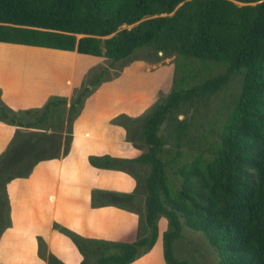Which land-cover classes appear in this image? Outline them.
<instances>
[{
    "label": "trees",
    "instance_id": "16d2710c",
    "mask_svg": "<svg viewBox=\"0 0 264 264\" xmlns=\"http://www.w3.org/2000/svg\"><path fill=\"white\" fill-rule=\"evenodd\" d=\"M20 44L123 65L138 52L146 61L174 55L166 94L138 116L111 120L140 154L88 156L90 165L135 180L131 193L108 192L102 201L91 194L92 206L137 215L135 239L84 238L54 223L82 256L78 264H129L154 244L160 217L165 264H191L173 254L182 226L203 234L215 264H264V0H0V45ZM103 72L85 78L67 109L58 96L19 112L0 101V121L16 127L0 153V232L10 224L5 184L67 153L71 123ZM234 80L238 89L210 149H183L189 123L177 115ZM167 121H174L172 147L161 133ZM36 239L46 264H64Z\"/></svg>",
    "mask_w": 264,
    "mask_h": 264
},
{
    "label": "crops",
    "instance_id": "0c3cea01",
    "mask_svg": "<svg viewBox=\"0 0 264 264\" xmlns=\"http://www.w3.org/2000/svg\"><path fill=\"white\" fill-rule=\"evenodd\" d=\"M37 48L46 49L49 59L0 56V99L15 112L40 108L52 96L63 97L67 109L85 70L105 61L74 50ZM172 70L173 65L155 66L138 60L101 81L71 123L67 153L40 160L27 176L5 184L10 224L0 232V264H46L37 254V236L47 253L64 264H78L82 256L67 236L52 227L54 223L84 238L135 239V213L113 205H91L92 192L99 201L105 200L108 192L131 193L135 180L124 171L90 165L88 156L131 159L140 154L141 149L127 140L125 129L111 118L141 114L169 79L170 87ZM15 129L0 121V153ZM165 227L166 221L160 217L154 244L129 264H165L161 249ZM11 244L19 250L7 252Z\"/></svg>",
    "mask_w": 264,
    "mask_h": 264
},
{
    "label": "rangeland",
    "instance_id": "374dc122",
    "mask_svg": "<svg viewBox=\"0 0 264 264\" xmlns=\"http://www.w3.org/2000/svg\"><path fill=\"white\" fill-rule=\"evenodd\" d=\"M45 50L46 49H35L21 45H0V56L28 55L32 58L43 59V61H45L49 59V56L46 55L49 53ZM145 54V52H138L136 54L137 59H134L132 61H146L142 59L145 57ZM132 61L128 62L125 65L120 62L110 64L108 63V61H104V64L102 65H93L85 70L79 82V86L83 84L85 78L93 76L101 68H104V72L99 78L98 84L104 79H109L110 77L115 75L117 71H119L122 67L128 65ZM173 61L174 55H168L165 57H158L155 61L148 62L154 64L155 66H158L173 65ZM169 83L170 79L169 81H166L164 90L157 95L158 97L166 94V92L169 90ZM96 86L93 87L88 95H90L92 91H94ZM237 89L238 81L234 80L227 86L222 88L219 92L215 93L207 99L197 101L192 108H189V110L186 109L184 113L177 115V119L185 117L189 123L188 140L184 142L182 146L183 149L189 150L193 153L205 152L210 149L213 140L216 138L217 133L220 130L225 115L231 107V99L232 96L236 93ZM113 118H111V120ZM173 125L174 121H167L161 127V133L164 138L165 146L168 147L173 146ZM20 249L22 250L23 248L21 247ZM17 250H19V246L16 244H11V246H9V251L7 252L11 253L16 252ZM173 254L177 258L188 260L191 264H215V255L206 242L203 234L199 231H193L185 226L181 227V237L176 239L173 243Z\"/></svg>",
    "mask_w": 264,
    "mask_h": 264
},
{
    "label": "water",
    "instance_id": "95a60500",
    "mask_svg": "<svg viewBox=\"0 0 264 264\" xmlns=\"http://www.w3.org/2000/svg\"><path fill=\"white\" fill-rule=\"evenodd\" d=\"M158 54H161V52H158Z\"/></svg>",
    "mask_w": 264,
    "mask_h": 264
}]
</instances>
